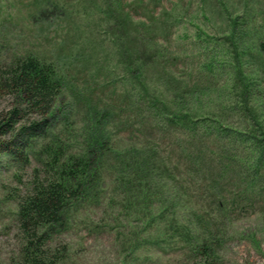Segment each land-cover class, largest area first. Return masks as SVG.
Wrapping results in <instances>:
<instances>
[{
	"label": "rangeland",
	"instance_id": "rangeland-1",
	"mask_svg": "<svg viewBox=\"0 0 264 264\" xmlns=\"http://www.w3.org/2000/svg\"><path fill=\"white\" fill-rule=\"evenodd\" d=\"M242 27L264 38V0H0V63L33 54L53 64L73 137L99 113L116 151L153 155L168 169L156 180L171 179L145 180L143 199L123 189L119 168L110 174L100 202L72 208V224L54 236L69 246L60 264H264V157L251 144L264 138V48L247 49L255 38ZM230 51L254 63L239 75L255 93L249 113L232 108ZM10 102L1 96L0 108ZM176 108L220 118L235 138L192 137L163 121ZM37 165L0 153V264L21 255L19 202ZM151 186L161 201L149 202Z\"/></svg>",
	"mask_w": 264,
	"mask_h": 264
},
{
	"label": "trees",
	"instance_id": "trees-1",
	"mask_svg": "<svg viewBox=\"0 0 264 264\" xmlns=\"http://www.w3.org/2000/svg\"><path fill=\"white\" fill-rule=\"evenodd\" d=\"M40 14L45 16L46 12L41 11ZM248 17L251 19L250 15ZM241 29V36L249 33L250 38H255V45H249L247 49H256L258 45L264 48L263 35L254 30L248 31L246 27ZM236 31L235 24L230 36H236ZM230 52L234 58L232 66L229 65V70L233 73L230 75L237 84H234L233 89L236 90L237 86L240 91L239 100L236 101L238 106L233 103L232 108H237L241 113H249L248 101L255 93L251 88L250 77L241 78L239 75L245 68L244 65L254 63L241 57L239 59L236 51ZM216 60L217 58L212 57L209 61L207 66L210 71L218 68ZM263 71L264 65H261L260 72ZM63 85L64 81L56 67L33 54L17 56L7 64L0 63V97L7 94L11 97V102L0 108V153L25 166L32 159L39 163L33 170L27 192L20 197L18 222L23 243L20 257L12 264L64 262L69 246L65 244L60 249L54 236L64 234L72 224V208L100 202L101 189L106 187L108 177L117 172L118 168V173L124 174V178L119 179L123 189L128 193L133 190L139 193L142 191L139 196L143 199L147 195L143 192L144 184L147 183L145 180H156L154 171L158 174L156 170L160 167L163 173L168 170L163 162L157 166L156 163L152 164L156 160L153 155L140 159L136 155L138 150L116 151L110 144L111 135L106 132L105 123L98 119L99 113H93L87 126L83 127L88 129L86 134L81 132L73 137L70 128L71 113L59 102ZM174 110L178 112L166 115L167 119L164 118L163 121L172 125L181 124L194 138L215 139L222 134L229 141L235 138L229 136V133L235 132L223 131L220 118L206 114L202 118H196L186 113L178 114L180 111L177 108ZM245 123L250 127L255 126L251 117H247ZM260 139L258 142L251 140V144L255 146L251 150L258 156L257 161L264 157V138ZM168 182L171 179L156 180L154 186L164 187ZM146 189L151 192L152 201L149 202L154 203L155 197L157 201H161L152 186ZM196 264L208 263L204 260Z\"/></svg>",
	"mask_w": 264,
	"mask_h": 264
}]
</instances>
